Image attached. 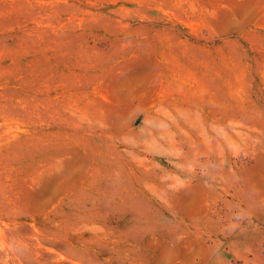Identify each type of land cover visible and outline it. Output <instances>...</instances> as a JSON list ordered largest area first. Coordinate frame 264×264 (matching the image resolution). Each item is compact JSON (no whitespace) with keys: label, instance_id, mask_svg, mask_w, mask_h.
<instances>
[{"label":"rangeland","instance_id":"374dc122","mask_svg":"<svg viewBox=\"0 0 264 264\" xmlns=\"http://www.w3.org/2000/svg\"><path fill=\"white\" fill-rule=\"evenodd\" d=\"M0 264H264V0H0Z\"/></svg>","mask_w":264,"mask_h":264}]
</instances>
